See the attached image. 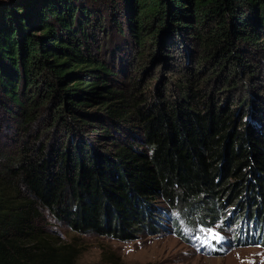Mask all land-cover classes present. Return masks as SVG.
<instances>
[{
    "label": "trees",
    "instance_id": "16d2710c",
    "mask_svg": "<svg viewBox=\"0 0 264 264\" xmlns=\"http://www.w3.org/2000/svg\"><path fill=\"white\" fill-rule=\"evenodd\" d=\"M124 11L138 51L169 28L221 69L239 66V43L264 41V0H0L4 112L30 122L33 107L51 101L49 126L61 129L49 144L35 135L33 153H0V264H74L73 248L38 225L44 209L76 232L128 240L165 228L164 220L181 234L164 206L210 227L226 193L241 209L235 225L250 216L264 222V107L230 110L208 93L194 102L191 93L202 89L191 91L193 72L178 101L131 104L111 83L113 55L108 62L95 41L107 35V16L126 33ZM69 116L81 124H68ZM90 118L126 124L132 137L100 151L81 135Z\"/></svg>",
    "mask_w": 264,
    "mask_h": 264
},
{
    "label": "rangeland",
    "instance_id": "374dc122",
    "mask_svg": "<svg viewBox=\"0 0 264 264\" xmlns=\"http://www.w3.org/2000/svg\"><path fill=\"white\" fill-rule=\"evenodd\" d=\"M123 13L119 15V21L126 32L128 13ZM105 25L106 37L101 41L97 39V34L95 37L96 44L101 46L99 54L108 62L113 55V67L117 72L111 83L133 97L131 104L141 103L146 107L158 102L178 101L184 91L182 84L188 83L187 77L193 72L195 77L188 83L191 91L196 87L202 89V92L191 93L194 94V102L199 100V95L208 93L215 104L225 105L230 110L240 109L243 105L248 110L256 103L264 107V41L261 40L257 46L239 43L238 51L242 57L239 66L226 63L221 69L216 60H201V50L193 38L189 41L182 38V42L169 33V28H160L145 50L138 51L132 37L127 32L120 36L108 16ZM261 37L264 39V33ZM2 100L0 94V153L12 157L23 148L27 153H33L35 135L38 134L39 139L42 137L40 141L44 139L49 144L55 134H59L61 129L49 126L54 112L51 101L38 102L39 105L32 109L34 118L27 122L18 112L12 115L5 113ZM92 111L95 109L88 108L89 113ZM69 118L71 121L68 124H81L73 116ZM88 120V125H81V135L92 141L100 151H110L123 137L128 140L132 137L124 135V129L128 127L126 124L124 126L112 120L104 123L91 118ZM105 125L109 127L108 133L101 128ZM135 126L134 123V130L138 131ZM55 128L57 133H54ZM17 136L25 139L29 147L22 145V141L17 142ZM227 196L225 193L215 201L219 214L213 220L208 219L213 222L210 227L199 222L191 224L177 211L164 206L171 215L178 217L181 234L173 232L167 220L162 223L165 228L160 226L158 231H144L128 240L79 233L46 209L38 225L57 243L73 248L74 264H264V222L255 223L250 216L245 222L235 225L233 216L241 209H237V201L233 198L226 201ZM205 234L212 236L213 246L200 244L199 236Z\"/></svg>",
    "mask_w": 264,
    "mask_h": 264
}]
</instances>
